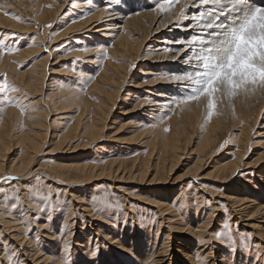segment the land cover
<instances>
[{
	"label": "rangeland",
	"instance_id": "obj_1",
	"mask_svg": "<svg viewBox=\"0 0 264 264\" xmlns=\"http://www.w3.org/2000/svg\"><path fill=\"white\" fill-rule=\"evenodd\" d=\"M182 1L160 12L158 0H0V74L14 101L0 103L8 148L0 162L3 264H264V212L255 205L264 202V89L220 97L210 118L205 99L181 102L188 93L174 76L191 68L175 54L198 33L181 35L182 9L187 17L198 11L194 0ZM141 13L135 27L124 24ZM85 22L92 24L77 28ZM110 27L114 37L104 34ZM121 31L128 47L116 43ZM165 96V106L155 104ZM99 119L98 136L89 139L88 126ZM161 135L186 144L180 160L162 154ZM202 137L208 144L200 149ZM235 161L230 178L221 168ZM22 162V175L10 171ZM75 165L95 174L84 179ZM229 197L255 202L238 212Z\"/></svg>",
	"mask_w": 264,
	"mask_h": 264
},
{
	"label": "snow or ice",
	"instance_id": "obj_2",
	"mask_svg": "<svg viewBox=\"0 0 264 264\" xmlns=\"http://www.w3.org/2000/svg\"><path fill=\"white\" fill-rule=\"evenodd\" d=\"M176 2L178 0H158L157 7L160 12L171 11ZM87 3L91 4L92 0ZM191 6L198 9L191 18L193 26L199 29L187 42L186 52L192 54L186 56L185 62L191 71L174 79L185 82L188 94L181 102L205 99L210 118L220 97L230 98L240 91L264 89V6H253L251 0H194ZM184 15H188L186 9H182L181 18ZM0 75L4 77L0 103H14L7 97L6 74ZM23 111L21 108L22 114ZM220 235L217 234L218 239Z\"/></svg>",
	"mask_w": 264,
	"mask_h": 264
},
{
	"label": "bare ground",
	"instance_id": "obj_3",
	"mask_svg": "<svg viewBox=\"0 0 264 264\" xmlns=\"http://www.w3.org/2000/svg\"><path fill=\"white\" fill-rule=\"evenodd\" d=\"M104 1V0H103ZM191 2V0H187L186 2H185V4L187 3V4H189ZM193 2V1H192ZM225 2H227V0H225ZM261 2H264V0H257L256 2H254V1H252L251 2V4L253 5V6H259V5H262V6H264V3H261ZM181 4V3H183V1L182 0H178V2H176V5L177 4ZM178 4V6H180ZM193 8V7H192ZM176 11H177V9L173 6V12L174 13H176ZM191 11V10H190ZM98 13V12H97ZM96 13V14H97ZM43 14V13H42ZM144 13H141V14H137V15H132L131 17H128V18H126L125 19V21H124V24H128V23H130L132 26H136V23H140L141 21H142V18L141 17H143L144 15H143ZM146 14V13H145ZM99 16V15H98ZM184 17H185V19L183 20V21H181V23H182V25L181 26H183V28H182V34L181 35H185V33H186V31H191V32H193V31H195V32H199V29H197V28H195L194 26H193V20H192V18H191V16H189V17H187V15H184ZM182 19V18H181ZM93 22V21H92ZM92 22H88V24L87 25H85L86 24V22L84 23V24H82V25H80L79 27H77V28H82V27H88V26H90L91 24H92ZM106 22V21H105ZM184 22H190L189 24H187V23H185V24H183ZM129 24V25H130ZM85 25V26H84ZM122 28V27H121ZM110 30H112V32H110ZM110 30H105L106 31V33H104V34H106V35H109V34H111L112 33V36L111 37H114V30H115V28L114 29H112V27H110ZM123 30V29H122ZM198 30V31H197ZM72 31V30H71ZM99 32H101V31H99ZM125 32V31H124ZM123 31H121V33H119L120 35H118V38H117V41H116V43H117V45H120V46H123V47H128V45L129 44H127V42H128V37L127 36H130V35H127L126 36V33H124ZM195 34H197V33H195ZM189 35V34H188ZM110 37V38H111ZM107 38H109V37H107ZM129 39H130V37H129ZM176 39V38H175ZM180 39V38H179ZM131 40V39H130ZM174 40V39H173ZM134 41V40H133ZM179 41V40H178ZM181 42V41H180ZM133 45V44H132ZM178 45H180L179 44V42H176V44H175V42H173V52H175V50H179V49H176V48H178L179 46ZM160 46H162V45H160ZM183 46V45H182ZM133 47V46H132ZM181 47V46H180ZM185 47V46H184ZM39 48V47H38ZM182 48V47H181ZM132 49V48H131ZM165 49V48H164ZM164 49H162V50H164ZM120 50V49H119ZM128 50L130 51V48H128ZM133 50V49H132ZM135 50V49H134ZM133 50V51H134ZM124 51V50H123ZM147 51V50H146ZM159 52V49H157V51L156 52H154V53H158ZM122 53V52H121ZM127 53V52H126ZM128 53H130V52H128ZM178 53H180L179 55H180V57H182V55H183V57H186L185 55L187 54L186 53V49H181V50H179L175 55H176V57H179L178 56ZM125 54V53H124ZM152 54V53H151ZM188 55V54H187ZM175 57V58H176ZM152 58H158V56L157 55H155L154 57H152ZM162 58V57H161ZM46 60V59H45ZM47 61V60H46ZM178 61V60H177ZM155 62V61H154ZM182 62V61H181ZM47 63V62H46ZM178 63V62H177ZM45 64V62H43V67L45 66L44 65ZM120 65V64H119ZM178 65V64H177ZM181 65H183V64H181ZM179 66V65H178ZM177 66V67H178ZM184 66V65H183ZM186 66V65H185ZM117 67V66H116ZM121 67V66H120ZM124 67V66H123ZM122 67V68H123ZM119 68V67H118ZM121 69V68H120ZM124 69V68H123ZM183 71H182V70ZM187 68H181L180 67V71L181 72H184V71H189V70H186ZM38 71V70H37ZM118 71V70H117ZM123 71V70H122ZM35 72V70L34 71H32L31 73L32 74H35L34 73ZM41 73H43V72H45L44 70H41L40 71ZM139 72H141V71H139ZM30 73V74H31ZM37 74H39L38 72H36ZM142 73V72H141ZM143 73H145L144 71H143ZM148 73V72H147ZM140 74V73H139ZM177 74V73H176ZM116 75V74H115ZM124 75V74H123ZM34 76V75H33ZM118 76V75H117ZM38 78V77H37ZM40 78V77H39ZM23 79V78H22ZM154 79V78H153ZM31 81H32V79H31ZM34 81V80H33ZM155 81V80H154ZM112 82V81H111ZM151 83V82H150ZM154 83V82H153ZM32 84V83H31ZM171 84V83H170ZM29 85V84H28ZM147 85H149V84H147ZM33 90V89H32ZM161 93V92H160ZM177 93V92H176ZM179 94V93H178ZM263 94V93H262ZM174 96V95H173ZM167 98H170V97H167V96H165V98H164V100H163V98H162V100H160V101H156V103L155 104H157V105H159V106H165L166 105V103H167ZM153 105V104H152ZM103 107V106H102ZM153 107V106H152ZM197 108V107H196ZM35 109H37V108H35ZM11 110H13V109H11ZM38 110H40V109H38ZM102 110V109H101ZM107 110H109V109H107ZM107 110H105V111H103V114L105 115H107L108 114V111ZM8 111H10V109L8 110ZM97 111V110H96ZM125 111V110H124ZM176 111V110H175ZM4 112H6V111H4ZM12 112V111H11ZM10 112V113H11ZM14 113V110H13V112H12V114ZM38 113V112H37ZM96 113V112H95ZM101 113V112H100ZM102 114V113H101ZM7 115V114H6ZM9 115H11V114H9ZM9 115H7V116H9ZM44 115H45V112H44ZM173 115V114H172ZM196 115V114H195ZM38 116V115H37ZM100 116V115H99ZM102 117V116H101ZM43 117L41 116V119H42ZM46 118V117H45ZM103 118V117H102ZM101 118V119H102ZM188 118V117H187ZM195 118V117H194ZM193 118V119H194ZM97 120H98V118H96ZM101 119H99V121H98V123L96 122V124L95 123H93V124H91V125H89L88 126V134H87V136L89 137L90 136V138L89 139H91V138H93L94 137V135L96 134V133H98V132H96V128L97 127H99L100 126V120ZM34 120V119H33ZM42 120H44V119H42ZM46 120V119H45ZM188 120L190 121V118H188ZM195 120V119H194ZM33 122H35V120L33 121ZM46 122V121H45ZM182 122V121H181ZM186 122H188V121H186ZM192 122H193V120H192ZM44 123V122H43ZM183 123V122H182ZM191 123V122H190ZM37 125L38 124H42V122H39V123H36ZM177 124V123H176ZM175 124V125H176ZM43 125V124H42ZM41 125V127H43ZM98 125V126H97ZM182 125V124H181ZM217 125V124H216ZM39 126V125H38ZM45 126H46V124H45ZM183 126V125H182ZM47 127V126H46ZM38 128V127H37ZM100 129H101V127H99ZM183 129V128H182ZM41 130V129H40ZM98 130V129H97ZM45 132H47L46 130H44ZM100 131V130H99ZM153 131V130H152ZM154 131H156V130H154ZM208 131V130H207ZM63 132V131H62ZM84 132H86V129L84 130ZM95 133V134H94ZM159 133V132H158ZM175 133V132H174ZM206 133V132H205ZM208 133V132H207ZM101 135V134H100ZM160 135V134H159ZM207 135V134H206ZM24 136V135H23ZM36 136H37V134L36 133H34L33 134V137L35 138V139H37L36 138ZM38 136H40V135H38ZM68 136V135H67ZM96 137L98 136L97 134L95 135ZM153 136V135H152ZM162 136V135H161ZM168 136H162V138H161V140H160V143H161V147L164 149V153H162L163 155L165 154V156L166 155H171V157L173 158H175V159H179V157H180V155H179V152H184L185 151V145H183V146H181V144L180 145H178V142L175 140L176 138L173 136L172 138L174 139H170L169 137L167 138ZM34 138H32V137H30L29 135H26V139H27V142L29 143V148H33L32 150H34L35 149V147H36V151H37V148L39 147L37 144H38V142L34 139ZM95 138V137H94ZM93 138V139H94ZM151 138V137H150ZM203 138V137H202ZM55 139H58L56 136H55ZM68 139V138H67ZM92 139V140H93ZM152 139V138H151ZM148 140L147 142L149 143V144H151V142L152 141H154V140H156V138H154L153 140ZM206 139V138H205ZM34 140L37 142L36 143V145L38 146H35L34 145ZM42 140V139H41ZM54 140V139H53ZM70 140V139H69ZM86 140H88V139H86ZM207 140H209V139H207ZM189 141V140H188ZM203 141H206V140H204V138L203 139H201V142H199L200 143V145H199V147H200V149H202V147H205V146H207V144L208 143H203ZM212 141V140H211ZM41 142V141H40ZM208 142V141H207ZM69 143V142H68ZM88 143V142H87ZM182 143H183V141H182ZM210 143V142H209ZM40 144V143H39ZM188 144V143H187ZM28 145V144H27ZM42 145V144H41ZM154 145V144H153ZM202 145H205V146H202ZM150 146V145H149ZM159 146V145H158ZM160 147V146H159ZM187 147V146H186ZM161 148V149H162ZM206 148V147H205ZM6 150H8V148H6V144L3 142V141H1L0 140V162H3V160H4V158H5V153H6ZM32 150H31V152H32ZM149 150V149H148ZM197 150H198V148H197ZM200 151H202V150H200ZM33 153V152H32ZM152 154V151H150V155ZM149 155V154H148ZM243 155V154H242ZM198 157V156H197ZM264 158V157H263ZM30 159H31V157H30ZM30 159H28V161L30 160ZM149 159V158H148ZM164 161L163 162H165L166 161V158L164 157V159H163ZM176 160V161H177ZM180 160V159H179ZM200 160H201V158H200ZM200 160H198L199 161V163H200ZM27 161V162H28ZM146 161V160H145ZM198 161L196 160V163H194V165L196 166L197 164H198ZM30 162V161H29ZM162 162V161H161ZM31 163V162H30ZM148 163H149V161H146L144 164H146V167H142L143 169H145L144 171H143V173L144 174H147V171H148V169H149V166H148ZM26 164H28V163H26V162H22V163H19V164H17V163H13V165L11 164L9 167H10V171H13V173L15 172V175H16V173H17V175H19V173L22 175V173H24L25 172V169L27 168V166H26ZM87 164V163H86ZM157 164V163H156ZM200 164H198V166H194V167H192L191 168V170H190V174H192L193 175V178H196L197 176H196V172L198 171V169L200 168V166H199ZM225 165V164H224ZM64 166V165H63ZM75 166H77V167H74L75 168V170L77 171V172H80V176H82V175H84L85 176V178L84 179H86V177H88V176H86V175H91V176H93L95 173H93V172H95V170H91L92 168H89L91 165H89V166H84V165H82V166H79V165H75ZM145 166V165H144ZM192 166V165H191ZM158 167V166H157ZM167 167V166H166ZM168 167H170V169L168 168ZM167 168H161V170L162 169H166V171H167V169H169L168 171H167V173L169 174L170 172H171V170H172V167H173V163H171V165L170 166H168ZM155 168V167H154ZM221 168V167H220ZM239 169V167H238V163L235 161V163H232V165L230 166V165H225V166H222V168H221V170H226V171H228L229 172V177L231 178L234 174H235V172H236V170H238ZM2 170H3V164H0V172L2 173ZM156 171H157V169H155ZM160 169H159V171H161ZM6 171H8V170H6ZM104 171L105 170H99V174H98V176L100 175L101 176V174H104ZM142 171V170H141ZM162 172V171H161ZM188 172V171H187ZM186 172V173H187ZM0 173V174H1ZM8 173V172H7ZM186 173H184V174H186ZM186 174L187 176L188 175H190V174ZM219 173V172H218ZM9 174H10V172H9ZM139 174H141V176H139ZM139 174H137L138 175V177H140L139 178V181H140V179H142V177L144 176V175H142V172H140L139 171ZM156 174V173H155ZM154 174V175H155ZM158 174V173H157ZM163 174V173H162ZM76 175V174H75ZM97 175V174H96ZM10 176H11V174H10ZM79 176V175H78ZM146 176V175H145ZM224 176V175H223ZM222 176V177H223ZM228 176V175H227ZM66 177V176H65ZM128 177L129 178H134L133 176H132V174L131 173H129L128 174ZM136 177V176H135ZM184 177V176H183ZM191 177V176H190ZM144 178V177H143ZM216 178V177H215ZM225 178H227V177H225ZM225 178H222V179H225ZM82 179V178H81ZM154 180V181H153ZM227 180V179H226ZM226 180H224V181H226ZM138 181V182H139ZM142 181V180H141ZM151 182L150 183H152V182H155V184L156 183H159L160 181H159V179L157 178V179H155L154 177L150 180ZM178 181H179V179H178ZM221 181V180H220ZM262 192V191H261ZM158 195H159V193H158ZM160 195H161V193H160ZM165 196H167L166 194H164L163 193V198H165ZM199 196V195H198ZM158 198H161V197H158ZM200 198V197H199ZM229 200L231 201L232 200V202L234 203V205L235 204H238V207H237V205H235L236 206V208H238V212L239 211H242V210H245V209H248L249 207H251V206H253V203L255 202L254 200H247V198L246 199H244V198H241V199H236V198H233V197H229ZM252 203V204H250V205H247L246 203ZM159 203V202H158ZM158 203H157V205H158ZM166 203V202H165ZM247 206H246V205ZM245 205V206H244ZM255 205H257L258 207H257V212L258 213H260V212H264V202L263 203H261V204H257V203H255ZM81 206V205H80ZM160 206H163L162 205V203L160 204ZM244 206V207H243ZM87 208V207H86ZM84 209V211H85V213H87V216L89 215V214H91V211H88L87 209ZM164 208H166V207H164ZM164 211V210H163ZM168 211V210H167ZM166 212V211H165ZM237 212V211H236ZM240 214V213H239ZM29 215V214H28ZM93 215V214H92ZM72 216V215H71ZM91 216V215H90ZM93 217V216H92ZM170 218H168V220H169ZM92 220H94V218L92 219ZM8 221V220H7ZM13 221V220H12ZM170 222H172V221H170ZM4 223V222H3ZM10 222H5V224H9ZM202 225H203V227L204 226H208V224L206 223V222H204V223H202ZM170 228H172L171 226H170ZM258 228H259V226H258ZM185 230H187V229H185V227L184 226H182L181 227V229H179V231H180V233H182V231H185ZM197 231V230H196ZM17 235V234H16ZM53 235V234H52ZM18 236V235H17ZM53 237V236H52ZM22 238V237H21ZM20 238V239H21ZM166 238V237H165ZM168 238V237H167ZM18 239V238H17ZM197 239H198V237H197ZM199 239L201 240V238H200V236H199ZM22 241H23V239H22ZM21 241V242H22ZM167 241H165V243H166ZM168 245V244H167ZM166 247V246H165ZM137 250V249H136ZM37 252V251H36ZM36 252H34L33 254H36ZM160 253V252H159ZM165 253V252H164ZM211 253V252H210ZM143 254V253H142ZM148 254V253H147ZM182 255H183V253H182ZM183 256H185L186 258H189L187 255H183ZM45 260H47V259H44L43 261H45ZM218 261V260H217ZM217 261L214 259V260H212V264H218L217 263ZM42 262V261H41ZM189 262H191V261H189ZM37 263V262H36ZM194 263V262H193ZM191 264V263H190Z\"/></svg>",
	"mask_w": 264,
	"mask_h": 264
}]
</instances>
